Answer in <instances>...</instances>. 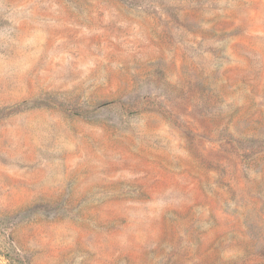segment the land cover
Instances as JSON below:
<instances>
[{
    "label": "rangeland",
    "instance_id": "rangeland-1",
    "mask_svg": "<svg viewBox=\"0 0 264 264\" xmlns=\"http://www.w3.org/2000/svg\"><path fill=\"white\" fill-rule=\"evenodd\" d=\"M0 264H264V0H0Z\"/></svg>",
    "mask_w": 264,
    "mask_h": 264
}]
</instances>
